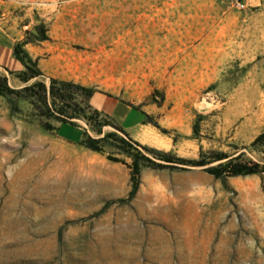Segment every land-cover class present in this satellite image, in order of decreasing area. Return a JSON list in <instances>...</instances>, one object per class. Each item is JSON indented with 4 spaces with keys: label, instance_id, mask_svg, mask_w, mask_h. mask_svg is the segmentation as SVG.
I'll return each instance as SVG.
<instances>
[{
    "label": "rangeland",
    "instance_id": "1",
    "mask_svg": "<svg viewBox=\"0 0 264 264\" xmlns=\"http://www.w3.org/2000/svg\"><path fill=\"white\" fill-rule=\"evenodd\" d=\"M242 1L0 0V28L26 41L45 84L69 76L143 111L137 143L264 162V144H249L264 130V0ZM41 121L27 98L0 96V264H264V171L146 167L126 198L127 156Z\"/></svg>",
    "mask_w": 264,
    "mask_h": 264
},
{
    "label": "trees",
    "instance_id": "2",
    "mask_svg": "<svg viewBox=\"0 0 264 264\" xmlns=\"http://www.w3.org/2000/svg\"><path fill=\"white\" fill-rule=\"evenodd\" d=\"M41 38H44L41 36ZM26 41H15L11 46V54L17 59L22 67L16 71L8 70L15 78L21 82L33 79L21 87L14 88L7 84L6 76L0 74V96L4 97H25L33 107L37 108L41 116V125L45 130L57 128L49 120L58 123L75 124V119L83 120L94 132L100 133L103 125L115 126L122 132L116 135L113 131H106L101 136H91L85 129H82L80 137L76 143L98 151H103V145L111 144L118 153L129 158L127 166L129 168L130 188L127 197L130 198L137 187V175L141 168H184L185 165L198 166L214 178L223 179L226 177L248 174H259L264 171V162H258L243 156L242 151L228 153L219 149L198 150L194 158H185L174 155L170 151L157 149L145 144H139L119 126L114 124L106 114L93 108L88 103V99L93 93V89L81 85L71 80L49 77L48 83L37 79L41 75V70L37 65L35 57L26 51L23 44ZM193 136H198L197 122L191 125ZM110 138V140L108 139ZM264 144V130L259 132L250 141V145ZM112 160H122L108 155Z\"/></svg>",
    "mask_w": 264,
    "mask_h": 264
},
{
    "label": "crops",
    "instance_id": "3",
    "mask_svg": "<svg viewBox=\"0 0 264 264\" xmlns=\"http://www.w3.org/2000/svg\"><path fill=\"white\" fill-rule=\"evenodd\" d=\"M14 42V38H11L0 28V66L4 69L18 70L22 67L20 62L11 54V46ZM60 77L68 78L69 76L60 75ZM89 104L106 114L114 124L123 129L131 138H134L133 134L145 126L143 111L130 105L122 104L109 96L93 92L89 97ZM134 109L136 113L131 115ZM63 123L56 125L57 135L70 141H76L80 137L83 128L75 121L74 125L70 124L73 126L72 128H66L64 132H60Z\"/></svg>",
    "mask_w": 264,
    "mask_h": 264
},
{
    "label": "built area",
    "instance_id": "4",
    "mask_svg": "<svg viewBox=\"0 0 264 264\" xmlns=\"http://www.w3.org/2000/svg\"><path fill=\"white\" fill-rule=\"evenodd\" d=\"M227 4L236 9H242L244 4L242 0H226Z\"/></svg>",
    "mask_w": 264,
    "mask_h": 264
},
{
    "label": "bare ground",
    "instance_id": "5",
    "mask_svg": "<svg viewBox=\"0 0 264 264\" xmlns=\"http://www.w3.org/2000/svg\"><path fill=\"white\" fill-rule=\"evenodd\" d=\"M65 181V180H64Z\"/></svg>",
    "mask_w": 264,
    "mask_h": 264
}]
</instances>
